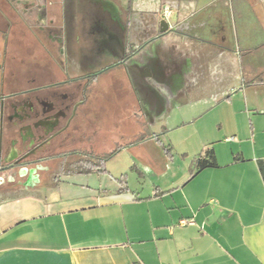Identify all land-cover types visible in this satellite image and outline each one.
Masks as SVG:
<instances>
[{"label": "crops", "instance_id": "1", "mask_svg": "<svg viewBox=\"0 0 264 264\" xmlns=\"http://www.w3.org/2000/svg\"><path fill=\"white\" fill-rule=\"evenodd\" d=\"M92 1L0 0V45L57 12L89 29ZM101 1L132 34L134 109L117 129L149 134L112 160L137 148L129 166L137 178L121 172L104 186L106 162V171L70 173L66 186L52 178L47 194H0V264H264V0ZM165 5L176 28L162 32ZM202 100L244 117L249 133L236 126L195 147L162 140L198 116ZM187 110L193 116L176 122ZM208 151L216 164L199 169Z\"/></svg>", "mask_w": 264, "mask_h": 264}, {"label": "flooded vegetation", "instance_id": "2", "mask_svg": "<svg viewBox=\"0 0 264 264\" xmlns=\"http://www.w3.org/2000/svg\"><path fill=\"white\" fill-rule=\"evenodd\" d=\"M89 5V29H76L71 17L57 12L46 21L40 17L39 27L29 32L14 30L4 36L0 47L4 192L39 191L83 158L110 159L115 153L101 156L84 146L98 132L91 115L98 106L101 77L113 71L114 79L129 92L132 34L109 4L94 0ZM23 20L32 24L31 18ZM27 46L33 63L20 76L19 49Z\"/></svg>", "mask_w": 264, "mask_h": 264}, {"label": "rangeland", "instance_id": "3", "mask_svg": "<svg viewBox=\"0 0 264 264\" xmlns=\"http://www.w3.org/2000/svg\"><path fill=\"white\" fill-rule=\"evenodd\" d=\"M2 44L0 45V47ZM19 59L16 62L18 75H24L28 72L27 66H30L33 63V56L30 53V46L27 48L22 47L19 49ZM23 63V64H21ZM120 78V76H119ZM117 77L114 79L113 75L107 74L104 78H101L100 84L98 87L99 96L97 101L98 113L96 109L91 115L93 119L98 118L99 121H92L95 128L97 127L98 132L96 135H92L88 138V141L85 144V150L92 151L94 154L107 156L110 153H113L122 146L127 141H132L137 138L147 137L149 132L147 130H142V132L134 130H124L117 129L116 120L121 118L124 114L130 112L134 109L130 97L128 96L127 89H124L119 85L121 82H117ZM215 100H202L200 102L199 114L196 117L190 119V122L185 124L182 128H175L170 130L167 135H161L162 140L172 139L176 145L192 144V147H195L197 144H202L203 141H216L221 137L222 133H230L231 129L236 128V126H241V136H245L249 133L247 131L248 127L243 126L245 124L244 117L240 115H231L230 108L226 105H217V102L213 105ZM209 105V106H208ZM207 106L205 110L202 111V107ZM215 106V107H214ZM103 110V111H102ZM186 110V109H185ZM101 113H105L103 118H100ZM203 113V114H202ZM193 113L188 110L184 114H177L176 122L181 117L188 119L192 117ZM123 118V117H122ZM98 125H97V124ZM93 128V127H91ZM89 128V129H91ZM91 134V133H90ZM140 150V149H138ZM137 151V148L133 150L126 151L122 153L114 161L110 158L107 161V169L111 174L101 175L104 176V186H112L113 177L120 175L119 173L124 172L127 175H130L131 182L134 184V179L137 178L132 174L130 166V156L136 155L134 152ZM149 172V171H148ZM151 173V172H149ZM74 174L63 172L59 174V183L58 186H66L69 181H73L76 178ZM97 178V175L95 176ZM54 179V178H53ZM52 180V179H51ZM58 186L56 188H58ZM48 188H41L40 191L44 194H47ZM23 192V191H20ZM20 192H4L0 190L2 195H12ZM59 192L58 190L56 191ZM55 193V194H57Z\"/></svg>", "mask_w": 264, "mask_h": 264}, {"label": "trees", "instance_id": "4", "mask_svg": "<svg viewBox=\"0 0 264 264\" xmlns=\"http://www.w3.org/2000/svg\"><path fill=\"white\" fill-rule=\"evenodd\" d=\"M109 159L108 157H99L92 159L90 157H85L82 161L74 163L71 166L69 173H91L96 169L101 171H106V162ZM215 157L212 151H208L205 158L198 160L199 169L205 168L207 166L215 165ZM259 170L264 180V159L258 161Z\"/></svg>", "mask_w": 264, "mask_h": 264}, {"label": "built area", "instance_id": "5", "mask_svg": "<svg viewBox=\"0 0 264 264\" xmlns=\"http://www.w3.org/2000/svg\"><path fill=\"white\" fill-rule=\"evenodd\" d=\"M172 13H173L172 7H170L169 5H165L160 12V16L162 19L167 20V22L169 23V28L175 29L176 26L169 22V19L171 18Z\"/></svg>", "mask_w": 264, "mask_h": 264}, {"label": "water", "instance_id": "6", "mask_svg": "<svg viewBox=\"0 0 264 264\" xmlns=\"http://www.w3.org/2000/svg\"><path fill=\"white\" fill-rule=\"evenodd\" d=\"M160 25H161V31L162 32H165V31H167L169 29V23L165 19L161 20Z\"/></svg>", "mask_w": 264, "mask_h": 264}]
</instances>
